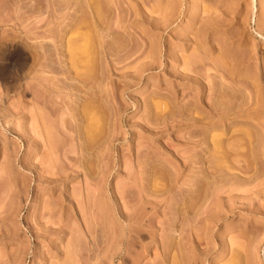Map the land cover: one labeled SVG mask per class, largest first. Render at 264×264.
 Returning a JSON list of instances; mask_svg holds the SVG:
<instances>
[{
    "label": "rangeland",
    "instance_id": "obj_1",
    "mask_svg": "<svg viewBox=\"0 0 264 264\" xmlns=\"http://www.w3.org/2000/svg\"><path fill=\"white\" fill-rule=\"evenodd\" d=\"M263 147L264 0H0V264H264Z\"/></svg>",
    "mask_w": 264,
    "mask_h": 264
},
{
    "label": "bare ground",
    "instance_id": "obj_2",
    "mask_svg": "<svg viewBox=\"0 0 264 264\" xmlns=\"http://www.w3.org/2000/svg\"><path fill=\"white\" fill-rule=\"evenodd\" d=\"M98 1H100V0H98ZM95 2H96V1H95ZM96 4H97V2H96ZM97 6H98V5H97ZM99 6H101V5H100V2H99ZM165 15H166V13H165ZM87 41H88V40H87ZM88 42H89V41H88ZM86 44H87V42H86ZM88 45H89V44H88ZM88 45H86V48H87ZM81 46H82V44H81ZM81 46H79V47H81ZM92 46H93V45H92ZM92 46H91V47H92ZM94 46H95V45H94ZM76 47H78V45H77ZM79 47H78V48H79ZM83 47H85V46H83ZM91 47H90V48H91ZM88 48H89V47H88ZM72 49H73V48H72ZM81 49H82V48H81ZM81 49H80V50H81ZM247 49H248V48H247ZM85 50H86V49H85ZM76 52H77V51H76ZM84 52H85V54L87 53V51H84ZM246 52H247V51H246ZM246 52H245V53H246ZM81 53H82V51H81ZM241 54H242V53H241ZM241 54H240V55H241ZM251 54H252V53H251ZM76 55H77V54H76ZM242 55H243V54H242ZM83 56H84V54H83ZM87 56H88V55H87ZM250 56H251V55H250ZM91 57H92V56H91ZM85 58H86V57H85ZM81 59H82V58H81ZM83 60H84V59H83ZM86 60H87V58H86ZM88 60H89V59H88ZM241 61H242V60H241ZM84 62H85V61H84ZM86 62H87V61H86ZM88 62H90V61H88ZM75 63H76V61H75ZM75 63H74V64H75ZM81 63H82V62H81ZM222 63H223V62H222ZM225 64H226V63H225ZM228 64H229V63H228ZM75 65H76V64H75ZM75 65H74V66H75ZM216 65H217V64H216ZM76 66H77V65H76ZM76 66H75V67H76ZM230 66H231V65H230ZM233 67H235V66L232 65V68H233ZM225 68H226V67H225ZM90 69H91V68H90ZM188 69H189V68H188ZM230 69H231V68H230ZM230 69H228V70H230ZM85 73H86V72H85ZM231 73H232V72H230V74H231ZM81 75H82V74H81ZM83 75H85V74H83ZM83 75H82V76H83ZM86 76H87V75H86ZM205 83H206V82H205ZM227 87H228V86H227ZM231 88H232V87H231ZM231 88H229V89H231ZM233 88H234V87H233ZM199 89H200V88H199ZM235 89H236V88H235ZM248 89H249V88H248ZM250 89H251V88H250ZM232 90L234 91V89H232ZM236 90H237V89H236ZM236 90L234 91V93H236ZM233 91H232V92H233ZM248 91H249V90H248ZM248 91H247V93H249ZM230 92H231V91H230ZM241 92H242V91H241ZM241 92H240V93H241ZM219 93H220V92H219ZM242 93H243V92H242ZM244 93H245V92H244ZM250 93H251V92H250ZM253 93H254V92H253ZM216 94H217V93H216ZM251 94H252V93H251ZM251 94H250V95H251ZM236 95H237V94H236ZM241 95H242V94H241ZM244 95H246V94H244ZM248 95H249V94H247L246 96H248ZM252 95H253V94H252ZM91 96H92V95H91ZM253 96H254V95H253ZM93 97H94L95 99H93ZM93 97H92L91 100H93V101L96 100V97H97V96H96V97L93 96ZM223 97H224L225 99H224ZM233 97H234V96H233ZM240 97H241V96H240ZM227 98H228V97H227ZM227 98L223 95V96L220 98V100L222 99V100H221L222 102L219 101V102H217V103L215 104V105H216V108L218 107V109H219V111H218V110H217V111L219 112L218 115H219V118H221V119L225 118V116H224L223 114H224L225 112H227L230 108L232 109V106H233V105H232V106L230 105V104H232V102L229 100L230 97H229L228 100H229L231 103L228 102V101L226 100ZM237 98H238V96H237ZM97 99H98V97H97ZM99 99H100V97H99ZM99 99H98V100H99ZM223 99L225 100V103L228 104V106H227V104H225V103L223 102ZM244 99H245V97H244ZM248 99H249V98H248ZM248 99H247V100H248ZM98 100H96V101H98ZM247 100H245V101H247ZM251 100H253V99H251ZM251 100H250V101H251ZM102 101H103V100H102ZM226 101H227V102H226ZM242 101H243V100H242ZM248 101H249V100H248ZM254 101H255V100H254ZM213 102H214V101H213ZM251 102H252V101H251ZM251 102H250V103H251ZM219 103H220V104H219ZM245 103H246V102H245ZM256 103H257V101H256ZM256 103H255V104H256ZM99 104H100V102H99ZM247 104H248V103L243 104V106H241V107L243 108V107H245ZM251 104H253V103H251ZM187 105H188V104H187ZM196 105H197V104H196ZM256 105H257V104H256ZM250 106H252V105H249V107L246 106L247 108H243V109H242V116H247V115L249 114V113H247V112H248L250 109H255V107L252 108V107H250ZM94 107H95V106H94ZM96 107H97V106H96ZM185 107H187V106H185ZM188 107H190V106H188ZM221 107H224V109L221 108ZM216 108H215V109H216ZM220 108H221V109H220ZM237 108H238V107H237ZM96 109H97V108H96ZM183 109H184V108H183ZM188 109H189V108H188ZM213 109H214V108H213ZM215 109H214V111H215ZM227 109H228V110H227ZM233 109H234V107H233ZM99 110H100V109H99ZM177 110H178V109H177ZM177 110H176V111H177ZM191 110H192V109H191ZM221 110H222V111L227 110V111H224L223 114H222V111H221ZM233 111H234V110H233ZM94 112H95V111H94ZM158 112H159V111H158ZM181 112H182V111H181ZM228 112H229V111H228ZM231 112H232V111H231ZM85 113H86V112H85ZM162 113H163V112H162ZM167 113H168V112H167ZM215 113H216V111H215ZM234 113H235V112H234ZM236 113H237V112H236ZM156 114H157V113H156ZM230 114H231V113H230ZM77 115H79V114H77ZM96 115H97V114H96ZM100 115L102 116V114H100ZM160 115H161V114H160ZM73 116H74V115H73ZM187 116H188V115H187ZM187 116H186V117H187ZM204 116H205V115H203V117H204ZM248 116H249V115H248ZM92 117H93V116H92ZM155 117H156V116H155ZM179 117H180V116H179ZM181 117H182V116H181ZM181 117H180V118H181ZM76 118H77V117H76ZM183 118H184V117H183ZM189 118H190V116H189ZM198 118H199V117H198ZM215 118H216V117H215ZM89 119H90V118H89ZM185 119H187V118H185ZM210 119H211V118H210ZM74 120H75V119H74ZM94 120H95V119H94ZM177 120H178V119H177ZM192 120H193V119H192ZM200 120H202V119H200ZM208 120H209V119H208ZM223 120H224V119H223ZM89 121H90V120H89ZM98 121H99V120H98ZM104 121H105V120H104ZM147 121H148V120H147ZM147 121H146V122H147ZM164 121H165V119H164ZM95 122H96V120H95ZM101 122H102V121H101ZM188 122H189V121H188ZM208 122H210V121H208ZM97 123H98V122H97ZM102 123H103V122H102ZM149 123H150V122H149ZM149 123H148V124H149ZM204 123H206V122H204ZM218 124H219V123H218ZM91 125H92V124H91ZM209 125H210V124H209ZM209 125H208V126H209ZM211 125H212V124H211ZM149 126H150V125H149ZM163 126H164V125H163ZM165 126H166V125H165ZM172 126H173V125H172ZM212 127H215V125H212ZM216 127H217V126H216ZM222 127H223V124H222ZM225 127H226V126H225ZM249 127H251V126H249ZM78 128H80V127L78 126ZM205 128H206V127H205ZM223 128H224V127H223ZM251 128H252V127H251ZM227 129H228V126H227ZM205 130H206V129H205ZM205 130H204L203 137H204V138H207L208 135H209V134H208L209 129L206 130V131H205ZM79 131H80V130H79ZM210 131H211V130H210ZM247 131H248V133H249V130H247ZM250 132H251V131H250ZM253 132H254V131H253ZM253 132H252V133H253ZM98 133H99V132H98ZM209 133H210V132H209ZM212 133H213V132H212ZM212 133H211V135H212ZM244 135H245V134H244ZM247 135H248V134H247ZM215 136H216V138H218V139H216V141L213 142V143H214V145L216 146L217 151H219L220 153H223V150H222V149H223V147H222V140H221V137H222L223 135H222L221 137H220V136L217 137V135H215ZM248 136H249V138H248V141H247V142H248V144L250 145V146H249L250 148H249V149L247 148V147H248V144L246 145L247 147H246V146H245V147H246L249 151L252 150V149H253V150L255 149V151H256V148H257V147H256V148L254 147V146H256V145H255L256 142H255V138H254V137L256 136V134H255V136H254V134H253V136H254V137H253L254 140H253V138L251 137L252 134L249 133ZM219 137H220V138H219ZM98 138H99V137H98ZM78 139H80V138H78ZM213 139H215V137H213ZM246 139H247V138H246ZM210 140H211V139H210ZM244 140H245V139H244ZM51 141L53 142L52 139H51ZM93 141H94V140H93ZM256 141H257V140H256ZM55 142H56V141H55ZM94 142H95V141H94ZM202 142H203V141H202ZM210 142H211V141H210ZM53 143H54V142H53ZM87 143H88V142H87ZM243 143H244V142H243ZM51 145H52V144H51ZM214 145H213V147H214ZM244 145H245V143H244ZM52 147H54V146L52 145ZM263 148H264V147H263ZM55 149H56V148H54V150H55ZM214 149H215V148H214ZM247 149H246V150H247ZM248 150H247V152H248ZM67 151H68V150H67ZM244 151H245V150H244ZM255 151H254V152H255ZM53 152H54V151H53ZM254 152H253V153H254ZM56 153H59V152H57V150H56ZM61 153H62V152H61ZM66 153H67V152H66ZM220 153H219V154H220ZM224 153H225V155H226V152H225V151H224ZM224 153H223V154H224ZM250 153H251V151H250ZM250 153H249V154H250ZM196 154H197V153H196ZM52 155H53V154H52ZM55 155H56V154H55ZM64 155L66 156V154H64ZM226 156H227V155H226ZM249 156H250V155H249ZM54 157H55V156H54ZM197 157H198V156H197ZM222 157L224 158V156H222ZM222 157H221V158H222ZM56 158H57V157H56ZM187 158H188V157H187ZM223 158H222V159H223ZM185 159H186V158H185ZM194 159H195V157H194ZM211 160H212V159H211ZM244 160H245V159H244ZM246 160H247V159H246ZM251 160H252V159H251ZM138 161H139V159H138ZM201 161H202V160H201ZM222 161H223V160H222ZM249 161H250V159H249ZM194 162H195V161H194ZM209 162H210V161H209ZM252 162H253V161H252ZM252 162H251V163H252ZM184 163H185V162H184ZM195 163H196V162H195ZM211 164H212V163H211ZM253 165H254V164H253ZM249 168H250V167H249ZM149 169H150V168H149ZM246 169H247V168H246ZM161 170H162V169H161ZM254 173H255V172H254ZM216 177H217V176H216ZM251 178H252V177H251Z\"/></svg>",
    "mask_w": 264,
    "mask_h": 264
}]
</instances>
